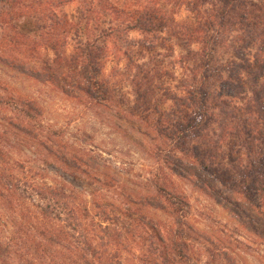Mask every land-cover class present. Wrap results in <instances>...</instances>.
I'll list each match as a JSON object with an SVG mask.
<instances>
[{"label":"rangeland","instance_id":"rangeland-1","mask_svg":"<svg viewBox=\"0 0 264 264\" xmlns=\"http://www.w3.org/2000/svg\"><path fill=\"white\" fill-rule=\"evenodd\" d=\"M194 2L187 0L167 9L173 10L178 22L208 21L209 14H199ZM140 4L136 0H29L25 15L11 17L7 27L0 18V98L37 105L44 132L45 127L58 130L56 140L65 146L66 156L76 157L81 165L73 174L69 162L39 144L42 138L8 132L0 141L8 159L3 169L11 168L8 172L16 176L28 174L40 183L60 180L76 190L92 212L85 233L112 258L118 253L117 264H264V110L262 104L259 110L252 90L235 99L233 109L222 115L220 122L213 121L203 133L186 140L188 150L197 146V154L210 163L191 155L172 159V167L181 174L173 173L165 193L158 192L154 177L163 170L172 174L163 159L169 149L158 150L164 143L158 138L159 118L167 119L174 95L185 96L187 89L199 82L210 88V96L217 92V72L237 57L241 32L226 30L205 39L210 49L216 48L209 54L213 61L207 79L201 77L205 66L201 60L206 57L198 61L194 56L200 44L188 43L180 26L176 34L168 29L162 33L171 36L164 43L138 31L127 32L117 41L111 37L101 53L98 85L76 77L78 71L70 60L81 51L77 47L83 49L86 39L98 38L111 20L114 24L125 20L124 15L115 14L114 6L130 11L141 9ZM7 11L9 6L0 4V16ZM46 19L53 20V28ZM61 21L70 27H61ZM21 35L28 38L27 43H13ZM126 49L131 51L128 55ZM13 60L56 72L58 79L42 82L30 78L9 64ZM94 88L108 90L109 101L92 102L86 89ZM11 117L16 122L14 114L0 105L1 139ZM37 132L43 134L41 129ZM162 146L164 149L165 144ZM171 192L188 202L178 213L170 205L158 207L167 204L164 196ZM10 199L7 184L0 186V242L13 253V264H39L17 237L33 205L29 201L19 209ZM99 207H108L117 222L112 225L116 235L111 236L107 248L101 246L106 234L99 228L102 222L94 218L101 212ZM14 235L16 239H12ZM60 251L56 262L49 264H76L65 249Z\"/></svg>","mask_w":264,"mask_h":264},{"label":"trees","instance_id":"trees-1","mask_svg":"<svg viewBox=\"0 0 264 264\" xmlns=\"http://www.w3.org/2000/svg\"><path fill=\"white\" fill-rule=\"evenodd\" d=\"M27 1L29 0H0L2 6H9V11L1 13L2 24L7 27L8 19L13 16V18H16V16L22 17L25 15L24 13L28 9ZM136 1L137 4L141 3V9L126 11V7H112L116 9L115 14L124 15L125 20L123 22L114 24L111 20V23L109 22L110 26L104 29L105 31L101 29L98 38L93 41L86 39V42H84V39L79 42H84L85 48L82 49V46H78L77 50H81L79 54L71 57V60L69 59L72 62L73 70L78 71L79 75H76L78 80L81 79L82 82L93 86L95 83L98 85L99 80L97 79L101 75L104 58L101 53L107 48V39L117 37L115 38V41H117L127 32L138 31L164 43L170 40L171 36L165 37L162 33L168 29L172 34H176L179 26V30L188 39V43L200 44L197 50L194 51V56H197L198 61L206 57L205 60H201L205 64L202 68L201 77L207 79L210 77L209 71L213 61L210 53L216 48L210 49L205 39L226 30L241 32V36L237 40L239 47L235 49L237 57L234 56L235 59L227 61L223 70H217V73H219L217 92L210 96V88L199 82L195 87L188 88L185 96L174 95L175 103L167 115V119L164 120L160 117L158 120V138H161L166 146L162 149L160 147H163V144H159L158 150L169 149L163 159L167 170L171 171L172 174L170 176L163 170L154 177L157 179L155 185L158 192L165 193L168 191L167 181L171 179L173 173L175 175L181 174L172 167L174 165L172 159L178 161L191 155L195 157L193 159H198L204 164L210 163L206 158H203L204 156L197 154V146H192L193 150H188L189 148L185 145V142L190 138V135L203 133L201 131L210 128L213 121L220 122L222 115H226L225 113L229 115V109H233V101L242 99L244 95H247L248 90L253 91L259 110L261 104L264 110V83L261 82V79H264V31H262L264 29V0H195V9L198 13L207 12L209 14V17L206 18L208 21L202 20L199 24L190 21L178 22L173 16V10L168 11L167 9L169 5L175 9V6H181L187 3V0ZM192 2H189V4ZM199 5L205 8H200ZM49 20L50 22L47 21L53 28V20ZM87 21H89V18H87ZM60 24L61 27H70V23L68 24L67 21H61ZM77 24H81V22ZM27 41L28 38L21 35L16 42H11L25 44ZM98 41H101V43H98ZM6 43L10 44L9 42ZM130 52L129 49H126L124 54L128 55ZM82 53H84L83 56ZM9 64L19 69L22 74L42 82H52L58 79L56 72L45 68L27 67L28 64L16 60ZM45 66L50 67L47 64ZM244 77L246 78L244 79ZM103 82L105 83L104 80ZM86 93L94 103L101 104V101H109L108 93L110 92L108 90L98 91V88H94L90 91L86 89ZM0 105H3V110L12 112L16 120L15 122L12 117L9 118L10 120L7 123L9 131L5 130L1 133L3 136L2 139L0 137L1 142L5 140L4 137L8 132L29 139H34V136H36L35 139L42 138L43 140H39V144L54 153L58 159L63 160L65 163L69 162L74 170L71 173L75 174L80 170L81 165L78 159L71 155H69L71 158L67 157L65 146L57 142L56 137L59 136L60 132L53 127H45L46 131L44 132V127L41 125L42 121L38 118L41 110L37 105L27 101H16L12 97H1ZM161 112L158 108V113ZM9 126H12V128ZM39 129H41L42 135L37 132ZM50 142L60 146L62 151L55 150ZM5 161H8L6 153L0 147V186L7 184L11 197L10 202L17 203L20 206L19 209L24 208L29 201L33 205L32 212L29 214L28 219H25L26 224H21L17 233V237L21 239L20 241L27 245L25 251H28L32 258L35 257L39 264L55 263L62 254L60 249H65L68 256L71 255L70 260L76 264H117L115 257H118V253H115V257L112 258V254H108L107 250H101L100 246L94 243L96 241L89 238L87 232L85 233L87 231L86 221L91 217L92 212L80 200V194L76 190L60 180L53 182L45 180L40 183L35 178L29 177L28 174L16 176L8 172L11 168L3 169ZM211 165L220 167L218 163L213 164L211 162ZM170 195L165 194L167 204L159 203L158 207L167 209L170 205L173 212L178 213L180 209L188 204L187 200L178 193L172 194L171 192ZM147 201L144 200L143 203L149 204ZM100 211L94 214V218L102 222L99 223V228L101 232L106 233L105 237L103 236L106 241L104 240L101 246L107 248L111 243V236L116 235L112 233L113 231L117 232L112 228V225L117 222L113 220L108 207L101 208ZM120 223L122 224V222ZM118 233L122 236L120 231ZM73 238H75V242L71 241ZM12 239H16L15 235ZM7 243L6 245L9 246L10 243ZM171 245H175L174 240ZM15 256H18V253ZM20 256H24V254L21 253ZM14 260L10 248L0 242V264H13Z\"/></svg>","mask_w":264,"mask_h":264}]
</instances>
